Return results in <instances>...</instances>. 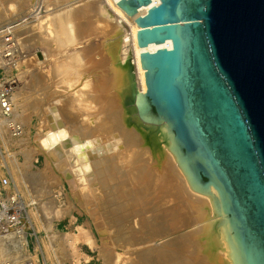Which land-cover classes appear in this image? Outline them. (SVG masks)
<instances>
[{
	"label": "bare ground",
	"instance_id": "obj_1",
	"mask_svg": "<svg viewBox=\"0 0 264 264\" xmlns=\"http://www.w3.org/2000/svg\"><path fill=\"white\" fill-rule=\"evenodd\" d=\"M5 1L12 22L30 20L22 26H6L5 31H16L22 45L35 40L45 45L36 61L40 70L30 86L15 87L18 90L9 99L11 114L8 118L0 114V139L36 233V253L60 264L57 250L65 255L69 250L67 257L77 259L76 245L86 243L98 251L102 264H115L110 260L113 249L123 253L119 260L123 264H232L222 227L215 229L218 218L212 199L188 185L168 150L164 125L141 121L132 113L136 105L130 107L136 95L146 91L139 54L171 46L170 42L137 46L135 17L158 0L141 7L135 16L116 5L120 0H67L51 12L48 6L61 0L33 2L32 11L25 10L31 0ZM6 37L0 38V65L12 60V55L8 59L4 55L5 41L10 39L16 68L17 45ZM80 41L85 46L76 49ZM32 115L40 123L35 127L36 145L28 151V141L12 140L7 125L14 121L25 127ZM23 136L28 135L23 132ZM12 145L18 152H10ZM21 145L26 147L20 150ZM36 152L43 155L44 167L27 174L23 165L30 166ZM17 155L25 163H18ZM49 171L56 173L52 176L57 191L48 186ZM74 213L86 214L81 226H76ZM66 218L69 233L59 232L53 221ZM38 230L43 235L37 237ZM20 259L40 264L29 255L25 237L1 238L0 261Z\"/></svg>",
	"mask_w": 264,
	"mask_h": 264
},
{
	"label": "water",
	"instance_id": "obj_2",
	"mask_svg": "<svg viewBox=\"0 0 264 264\" xmlns=\"http://www.w3.org/2000/svg\"><path fill=\"white\" fill-rule=\"evenodd\" d=\"M152 0H120L135 16ZM145 93L190 188L212 199L232 264H264V0H158L134 20ZM215 192V195H213Z\"/></svg>",
	"mask_w": 264,
	"mask_h": 264
},
{
	"label": "rangeland",
	"instance_id": "obj_3",
	"mask_svg": "<svg viewBox=\"0 0 264 264\" xmlns=\"http://www.w3.org/2000/svg\"><path fill=\"white\" fill-rule=\"evenodd\" d=\"M32 2H30L29 3V5H26L27 6V8H26V6H25V10L27 11H32L31 9H32V5L34 4L33 2H37V1H41V0H31ZM67 2H69V1H67V0H61L58 4H56L55 2H52L49 6H48V8L46 9L48 12H51V11H54V10H56V9H59V8H62L64 5H66L67 4ZM3 3H5V7H3V6H0L2 9H0V11L2 10L3 11V14H1L0 13V15L2 16V15H4L3 16V18L1 19L0 18V20H1V24H0V27H1V25L3 24L2 22H5L6 24L4 25H2V27L0 28L1 30H0V38L2 37L3 39H5V38H7L6 36H9L10 38H12V40H14V42H15V45H17L16 47L17 48H15L16 49V53L15 54H17V64H18V67H16V68H14L13 70H12V74L18 79V84H17V88L18 89H23V88H26L27 86H30V84H31V82L33 81V79H34V75L35 74H37V72H39V70H40V68L38 69L37 68V59H39L38 58V55L39 54H41L40 52H42L43 53V51L45 50V45L43 44V43H37V40H35V42H33V43H23V45L19 42V40L18 39H20L19 38V36H18V34L16 33V31H14V30H11V33H10V31H8L7 29L8 28H11V27H13V26H15V25H19V26H22L21 24L22 23H24V21L25 20H21V21H15V22H12L13 21V19H14V17H13V15H12V13L9 15L8 14V12L6 11V9H7V3H6V1L5 0H0V5L2 4V5H4ZM66 3V4H65ZM27 4H28V2H27ZM31 4V5H30ZM42 4V3H41ZM40 4V5H41ZM62 4H63V6H62ZM44 5V4H43ZM61 5V6H60ZM31 6V7H30ZM58 6V7H57ZM60 6V7H59ZM29 7V8H28ZM54 7H56L55 9H53ZM50 9H52V10H50ZM23 9H20V10H18L17 12H21ZM1 11V12H2ZM6 13H7V15H6ZM11 15H12V17H11ZM40 15H42V14H40ZM39 15V16H40ZM0 16V17H1ZM9 17V18H8ZM7 18V19H6ZM5 19H6V21H5ZM3 20V21H2ZM32 20V19H31ZM23 21V22H22ZM30 20H28V22H29ZM8 22V23H7ZM18 22H21V23H18ZM25 22H27V21H25ZM27 22V23H28ZM10 23H11V25H10ZM8 24V25H7ZM15 24V25H14ZM5 26V27H4ZM6 26H7V31H5V28H6ZM10 26V27H9ZM2 28H3V30H2ZM34 34H36L37 32L36 31H32ZM2 33H3V35H2ZM10 35H9V34ZM12 34H14V35H12ZM15 38H14V37ZM1 38V39H2ZM20 43V44H19ZM86 42L85 41H80V43L77 45L78 47H76V49H81V48H83L85 45ZM42 45V46H41ZM19 46V47H18ZM36 46V47H35ZM80 46H83V47H80ZM54 49V48H53ZM36 50V51H35ZM38 51V52H37ZM33 52V53H32ZM20 54V55H19ZM28 54V55H27ZM36 54V55H35ZM19 55V56H18ZM20 56H21V58H20ZM32 57V58H31ZM37 57V58H36ZM25 58V59H24ZM35 58V59H34ZM20 59V60H19ZM24 59V60H23ZM35 61H34V60ZM26 60V61H25ZM33 60V61H32ZM29 61H30V63H29ZM25 62V63H24ZM34 62H35V64H34ZM32 63V64H31ZM26 64V65H25ZM29 65V67L27 68V66ZM33 65V66H32ZM35 65V66H34ZM128 65H131L130 63L128 64ZM133 67V66H132ZM25 68V69H24ZM35 69H37V70H35ZM131 69H129V67L127 68V72H128V74H130L131 75V77L133 76V73H131V72H133V71H131ZM4 73V71L2 70V69H0V74H3ZM132 79V78H131ZM134 80V79H133ZM18 89H15L13 92H12V94L14 95L15 93H16V91L18 90ZM15 92V93H14ZM13 98H14V96H13ZM18 112H20V110H18ZM29 121V120H28ZM39 123H40V119H38L37 117H35V115H32L31 116V120H30V125L29 124H27V125H25V127H22L23 128V132L24 133H26L28 136L26 137V138H28V139H26L25 138V136H22V138L21 139H24L25 141L27 140L28 142H26V144H27V148H28V151H30V149H29V147L31 148V146H35L36 145V143H34L35 142V140H36V128L38 127V125H39ZM30 126V127H29ZM32 127V128H31ZM36 127V128H35ZM24 140H22V141H24ZM16 141V140H15ZM17 145L19 144V142H17L16 143ZM26 147V145H21V149L20 150H23L24 148ZM10 149H12V151L13 152H18V148H14V145H12L11 147H10ZM17 149V150H16ZM23 157H22V155H17V161H18V163H20V162H24L25 163V160H24V158L22 159ZM44 157H43V155H41L40 153H38V152H36L35 154H34V156H33V158H32V160H31V163H30V166L28 167L27 165H23V166H25L26 168H25V170H24V172L25 173H27V174H31V173H35V172H37L38 170H42L43 169V167H44ZM21 164V163H20ZM26 164H28V163H26ZM22 165V164H21ZM52 173L53 174H55L56 175V173L54 172V171H49L47 174L49 175H47L46 174V180H48L47 181V183H48V186L50 185V184H52V185H50L49 187H51L52 189H53V187H54V189L53 190H55V191H57V190H59V185L58 184H56V182H55V180L56 179H54L53 178V176H52ZM56 177V176H55ZM50 178V179H49ZM51 179H54V180H51ZM65 187H66V189H65V193L68 191V187L65 185ZM60 204V205H59ZM58 205L59 206H62L61 204L62 203H59ZM74 216H75V218H77V222H76V226H81L84 222H85V220H86V214L85 213H83L82 215H77V213H74ZM68 218H66V219H61V220H59V221H53V225L55 226V229L56 230H58L59 232H63V233H69V231H68V227H69V219L67 220ZM69 222V223H68ZM75 230V233H76V228L74 229ZM73 230V231H74ZM39 232H38V234H37V237L38 236H40V235H43L42 234V231L41 230H38ZM99 243H100V241L97 239V246L98 247H101V243H100V245H99ZM35 239H31L30 241H29V247H28V252H29V255L31 256V258H32V260H34L33 258H35V257H37V261H39L40 262V264H41V260L42 259H44V260H46V262H47V264H51V262H52V260L51 259H49L47 256H45V255H39L38 253H36V251H35ZM76 247H77V253H78V255H79V257L77 258V259H75V258H73V259H71V258H69V257H67V255L69 254V250H67L66 252V255L64 254V253H62V254H59V253H61L60 251H58L57 250V252H56V255L58 256V260L60 261V264H75V262H77L76 264H102V259L101 258H99V256H98V251H96V250H92L86 243H79V244H77L76 245ZM64 254V255H63ZM122 252L120 251V250H118V249H113V252L111 253V258H110V260H112L113 259V261L115 262V264H123L122 262L120 263V257L122 256ZM35 255V256H34ZM29 258V257H28ZM27 260V259H26Z\"/></svg>",
	"mask_w": 264,
	"mask_h": 264
},
{
	"label": "built area",
	"instance_id": "obj_4",
	"mask_svg": "<svg viewBox=\"0 0 264 264\" xmlns=\"http://www.w3.org/2000/svg\"><path fill=\"white\" fill-rule=\"evenodd\" d=\"M5 43L8 51L4 55H12V60L10 63L0 65V69L4 71L3 74H0V114L8 118L12 109L9 99L12 91L17 87L18 80L11 73L14 69L13 61H15L12 42L9 39ZM8 58H11V56ZM7 129L12 140L17 141L22 138L23 128L20 124L10 121ZM10 152H13L12 149ZM6 154L7 152L0 139V239L8 236L25 237L27 247H29V241L36 238V233L34 234V229L28 218L23 198L12 180L10 169L7 166ZM0 264H34V262L20 259L14 262L4 260L0 261Z\"/></svg>",
	"mask_w": 264,
	"mask_h": 264
}]
</instances>
